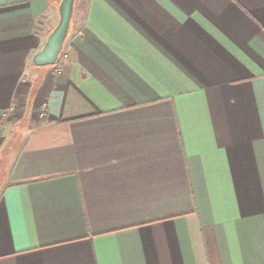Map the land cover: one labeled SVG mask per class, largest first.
I'll return each instance as SVG.
<instances>
[{"label": "crops", "instance_id": "1", "mask_svg": "<svg viewBox=\"0 0 264 264\" xmlns=\"http://www.w3.org/2000/svg\"><path fill=\"white\" fill-rule=\"evenodd\" d=\"M0 0V264H264V0Z\"/></svg>", "mask_w": 264, "mask_h": 264}, {"label": "water", "instance_id": "2", "mask_svg": "<svg viewBox=\"0 0 264 264\" xmlns=\"http://www.w3.org/2000/svg\"><path fill=\"white\" fill-rule=\"evenodd\" d=\"M76 0H62L59 5L60 18L57 25L48 35L43 47L32 57L37 66H48L57 63L63 52L68 37Z\"/></svg>", "mask_w": 264, "mask_h": 264}, {"label": "built area", "instance_id": "3", "mask_svg": "<svg viewBox=\"0 0 264 264\" xmlns=\"http://www.w3.org/2000/svg\"><path fill=\"white\" fill-rule=\"evenodd\" d=\"M63 56H65V53H64V52L61 53L60 59H61Z\"/></svg>", "mask_w": 264, "mask_h": 264}]
</instances>
